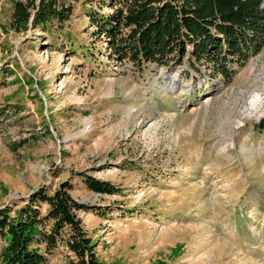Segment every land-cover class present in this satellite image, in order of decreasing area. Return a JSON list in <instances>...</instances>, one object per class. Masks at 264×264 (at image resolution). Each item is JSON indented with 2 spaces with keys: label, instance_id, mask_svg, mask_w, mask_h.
<instances>
[{
  "label": "rangeland",
  "instance_id": "1",
  "mask_svg": "<svg viewBox=\"0 0 264 264\" xmlns=\"http://www.w3.org/2000/svg\"><path fill=\"white\" fill-rule=\"evenodd\" d=\"M14 1L0 0V206L69 180L106 212H78L100 264H264V46L228 83L203 61L137 68L93 34L106 3L58 0L68 20L17 31Z\"/></svg>",
  "mask_w": 264,
  "mask_h": 264
},
{
  "label": "trees",
  "instance_id": "2",
  "mask_svg": "<svg viewBox=\"0 0 264 264\" xmlns=\"http://www.w3.org/2000/svg\"><path fill=\"white\" fill-rule=\"evenodd\" d=\"M107 13L90 12L93 34L111 49L109 57L137 68L145 62L163 66L212 64V75L228 83L264 46V0H100ZM15 30L62 24L71 6L58 0L13 2ZM61 29V27H60ZM264 130V118L256 125ZM88 190L117 194L110 181L81 174ZM69 180L42 185L21 203L0 206V264H46L56 249L68 264H100L79 211L105 216L99 206L78 201Z\"/></svg>",
  "mask_w": 264,
  "mask_h": 264
}]
</instances>
